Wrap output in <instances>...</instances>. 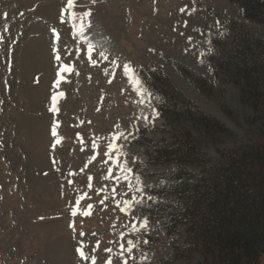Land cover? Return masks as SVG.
I'll list each match as a JSON object with an SVG mask.
<instances>
[{
    "label": "rangeland",
    "instance_id": "obj_1",
    "mask_svg": "<svg viewBox=\"0 0 264 264\" xmlns=\"http://www.w3.org/2000/svg\"><path fill=\"white\" fill-rule=\"evenodd\" d=\"M67 7L68 0H0V264L201 263L197 252L176 257L188 245L185 222L167 228L173 196H152L158 211L141 213L151 188L179 169L192 180L200 170L153 164L147 155L189 131L216 166L260 139L243 80H231L222 64L237 43H264V25L246 21L228 0H73ZM84 12L91 15L81 32ZM149 72L165 76L191 105L157 100L144 83ZM184 74L202 80L201 91ZM159 104L168 124L153 118ZM198 111L228 133L200 137L191 117Z\"/></svg>",
    "mask_w": 264,
    "mask_h": 264
},
{
    "label": "trees",
    "instance_id": "obj_2",
    "mask_svg": "<svg viewBox=\"0 0 264 264\" xmlns=\"http://www.w3.org/2000/svg\"><path fill=\"white\" fill-rule=\"evenodd\" d=\"M228 1L240 8L246 21L264 25V0ZM222 67L231 80H243L241 97L258 115L260 139L244 149L223 154L224 162L211 166L200 152V138L189 131H176L168 142L147 157L153 164L196 167L201 176L192 180L190 173L179 169L164 185L151 188L147 193L159 199L160 192H166L177 201L170 211H164L169 232L174 231L178 223L186 224L188 246L175 249L176 257H189L197 252L203 256L199 264H259L264 258V43L258 39L237 43ZM184 75L201 91L202 80L195 81L192 74ZM145 84L157 100L183 101L191 105L163 75L145 73ZM162 107L157 105L158 116L168 124ZM197 113L191 117L200 137L228 133L216 120ZM158 205L157 201H150L144 213L151 216L158 211Z\"/></svg>",
    "mask_w": 264,
    "mask_h": 264
},
{
    "label": "snow or ice",
    "instance_id": "obj_3",
    "mask_svg": "<svg viewBox=\"0 0 264 264\" xmlns=\"http://www.w3.org/2000/svg\"><path fill=\"white\" fill-rule=\"evenodd\" d=\"M93 2H95V0H93ZM73 5V0H68V6L69 7H71ZM91 15V12H84L83 13V16L82 17H80V19H81V25H80V30H81V32H83V27H84V25H83V19L84 18H86V17H88V16H90ZM55 31V30H54ZM93 48H94V46L89 42V44H88V49H87V51H88V54H89V59H91V53H92V51H93ZM101 55H103V53H101ZM57 59H59V57H57ZM125 67V70L126 71H128L129 69H128V66L127 65H125L124 66ZM62 71H70V69H68L66 66L64 67V68H62L61 69ZM137 84L139 85V83H140V81L137 79ZM60 95L61 96H63V93L61 92L60 93ZM53 103H54V105H55V101H56V96L54 95L53 96ZM52 111H56L57 109L55 108V107H53L52 109H51ZM158 115H159V113L158 112H155L154 113V117L153 118H155V117H158ZM145 119H147V117H145ZM53 135H55V127H53ZM131 133H129V135H130ZM116 139H119V137H115ZM125 139H127V137H124ZM113 147V145H109V148L111 149ZM127 171L128 172H131L132 171V169L131 168H128L127 169ZM128 177H125V179H127ZM140 183V181H139V177L137 176V184H139ZM145 187H147V186H145ZM138 192H141V193H143L144 191H145V188L144 187H137V189H136ZM147 199H149V200H154V197H152V196H148L147 197ZM126 204H128V206L130 207L131 206V204H130V202H125ZM139 203V202H138ZM122 210H126V209H122ZM76 213L75 212H73V215H75ZM87 214V213H86ZM141 227L142 228H145V229H147V227H148V219L147 218H144V220H143V223L141 224ZM145 244H147L148 243V241L147 240H144L143 241ZM128 245H129V247L127 248V251L129 252V253H131L132 251H133V248L135 247V245L133 244V242L131 241V240H129L128 241ZM124 246L123 245H121V248H123ZM77 251H79V253H80V255H81V257L82 258H87L86 256H85V253L83 252V251H81L80 249H77ZM106 251H108V252H111V249L109 248V249H106ZM147 259V257H145V260ZM92 264H96V258L95 257H92ZM107 264H112V262H111V260H108L107 261ZM125 264H127V261H125Z\"/></svg>",
    "mask_w": 264,
    "mask_h": 264
},
{
    "label": "bare ground",
    "instance_id": "obj_4",
    "mask_svg": "<svg viewBox=\"0 0 264 264\" xmlns=\"http://www.w3.org/2000/svg\"><path fill=\"white\" fill-rule=\"evenodd\" d=\"M174 49V48H173ZM175 50V49H174ZM173 52V51H172ZM144 114V113H143ZM145 115V114H144Z\"/></svg>",
    "mask_w": 264,
    "mask_h": 264
}]
</instances>
